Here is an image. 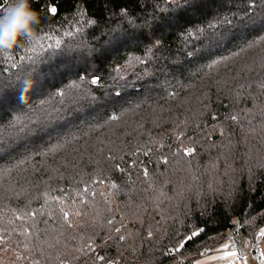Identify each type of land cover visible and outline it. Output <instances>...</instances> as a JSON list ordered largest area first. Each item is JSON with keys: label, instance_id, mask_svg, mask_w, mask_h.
Returning <instances> with one entry per match:
<instances>
[{"label": "trees", "instance_id": "1", "mask_svg": "<svg viewBox=\"0 0 264 264\" xmlns=\"http://www.w3.org/2000/svg\"><path fill=\"white\" fill-rule=\"evenodd\" d=\"M29 3L0 51V264H194L256 238L264 0Z\"/></svg>", "mask_w": 264, "mask_h": 264}, {"label": "clouds", "instance_id": "2", "mask_svg": "<svg viewBox=\"0 0 264 264\" xmlns=\"http://www.w3.org/2000/svg\"><path fill=\"white\" fill-rule=\"evenodd\" d=\"M38 22L29 0H13L7 13L0 15V51L13 49L24 35H31Z\"/></svg>", "mask_w": 264, "mask_h": 264}, {"label": "built area", "instance_id": "3", "mask_svg": "<svg viewBox=\"0 0 264 264\" xmlns=\"http://www.w3.org/2000/svg\"><path fill=\"white\" fill-rule=\"evenodd\" d=\"M229 243L233 248L234 255L225 264L246 263L251 253L258 255L264 264V236L259 235L254 239H243L238 235H232L229 238Z\"/></svg>", "mask_w": 264, "mask_h": 264}, {"label": "rangeland", "instance_id": "4", "mask_svg": "<svg viewBox=\"0 0 264 264\" xmlns=\"http://www.w3.org/2000/svg\"><path fill=\"white\" fill-rule=\"evenodd\" d=\"M229 250H231V245L229 241H225L215 249L209 251L206 256V253L203 254L194 264H225L226 258L230 257L228 254ZM243 264H263V262L258 255L257 257L250 255L248 262Z\"/></svg>", "mask_w": 264, "mask_h": 264}, {"label": "snow or ice", "instance_id": "5", "mask_svg": "<svg viewBox=\"0 0 264 264\" xmlns=\"http://www.w3.org/2000/svg\"><path fill=\"white\" fill-rule=\"evenodd\" d=\"M50 11H51L52 14H56L57 9H56L55 7H53V8H51ZM229 23H230V21H229ZM210 27H211V25H210ZM218 38H219V37H218L215 33H212V34L209 35V39H210V40H212V39H218ZM95 82H96V81L94 80L93 83H95ZM193 235H196V233L194 232ZM261 235L264 236V232H262ZM181 247H182V246H181Z\"/></svg>", "mask_w": 264, "mask_h": 264}, {"label": "crops", "instance_id": "6", "mask_svg": "<svg viewBox=\"0 0 264 264\" xmlns=\"http://www.w3.org/2000/svg\"><path fill=\"white\" fill-rule=\"evenodd\" d=\"M262 232H264V227L260 229V231H259V235H261ZM259 235H258V236H259ZM228 254L230 255V257H229V258H226L227 260H225V261H229V260H231V259L233 258L234 252H233V248H232V246H231V250H229ZM206 255H207V254H206ZM206 255H205V256H206ZM250 255H252V256H256V257H257V255H255V254H253V253L249 254V256H250ZM249 256H248V258H249ZM199 259H200V258H199ZM199 259H198V260H199ZM198 260H196V261H198ZM196 261H195V262H196ZM247 262H248V261H247ZM247 262H246V263H247Z\"/></svg>", "mask_w": 264, "mask_h": 264}]
</instances>
